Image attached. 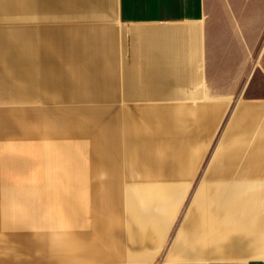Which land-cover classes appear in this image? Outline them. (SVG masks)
<instances>
[{
    "label": "crops",
    "instance_id": "crops-1",
    "mask_svg": "<svg viewBox=\"0 0 264 264\" xmlns=\"http://www.w3.org/2000/svg\"><path fill=\"white\" fill-rule=\"evenodd\" d=\"M196 175L164 262L264 264V0H0V264H149Z\"/></svg>",
    "mask_w": 264,
    "mask_h": 264
},
{
    "label": "rangeland",
    "instance_id": "rangeland-1",
    "mask_svg": "<svg viewBox=\"0 0 264 264\" xmlns=\"http://www.w3.org/2000/svg\"><path fill=\"white\" fill-rule=\"evenodd\" d=\"M86 105H88V104H86ZM90 106H95V105L92 104ZM108 108H109V105H108ZM204 122H203V124H204ZM225 126H226V124L222 123V124H219L217 129H216V133H215V135L213 137V141L211 143V155L212 156L215 155V153L218 150L219 146H221L223 144V142H224V139H225L224 138L225 137V131H224L225 130ZM201 133L202 132H200V134ZM217 145H219V146H217ZM216 146H217V148L215 149ZM196 148H198V147L196 146L195 149ZM214 149H215V151H214ZM212 152H213V154H212ZM211 155H209V156H211ZM199 156H200V152H198V154H197V157H199ZM208 160L209 159L207 157V159L202 162L203 168H206L208 164H209L208 166L211 165L210 163H211L212 160L210 159L209 163H208ZM197 162L198 161H196V164L194 162V167L195 168H199ZM226 162H227V160L224 158L223 163H226ZM188 181H189V183H188V192L186 194H182L183 198H182L181 204L178 207L177 211L175 212V215L172 217L171 222L169 223V227L167 229L168 232L166 234L164 243L160 246L161 248L158 251V253L154 256V258L150 259L147 262L149 264H166L164 262L166 254L170 250V248H171L170 246L173 243V241L175 240V238L177 236V233L179 232V228H180L185 216L187 215L186 213H187L188 209H190L191 202H193L195 196L197 195V192H196V190L198 189L197 186L204 182L203 177L200 176V175H196V177H193V178L188 177ZM205 181L207 182V180H205ZM122 242L126 246V244H127L126 237H124ZM254 257L255 258H259L260 256L259 257H257V256H249L248 257L247 256V257H245V259L254 258ZM231 258L235 259V257H231ZM142 263L143 262H138V261H134L133 260V261H124V262L117 261V262H112L110 264H142ZM198 264H205V262H203L201 260V261H199Z\"/></svg>",
    "mask_w": 264,
    "mask_h": 264
},
{
    "label": "bare ground",
    "instance_id": "bare-ground-1",
    "mask_svg": "<svg viewBox=\"0 0 264 264\" xmlns=\"http://www.w3.org/2000/svg\"><path fill=\"white\" fill-rule=\"evenodd\" d=\"M102 153L105 154V157L108 158V159L109 158L111 159L112 156H113V154H112L113 152H111V154H110L106 150L102 151ZM66 194H64V195H66ZM65 199H68L69 200V197H66ZM60 201H61V199H60ZM100 206H101L100 204L99 205L98 204H95V202H93V200H89L88 202L83 203V207L82 206H77L76 204H73V203H68L67 206H66V208H65L66 209V211H65V217H68L70 219H74V221H71V223L66 227V229H69L71 232H73V235L76 234L78 236L79 232H76L77 229L78 230L79 229H83L84 227L91 228L93 226L95 227L96 225H98V224L93 225L91 223V221H89L88 219L89 218H92L89 215H91V212L94 209H97L98 211H100V209H101V208H99ZM93 207H95V208L93 209ZM99 225H101V224H99ZM110 227H111V229H110V239H111L110 240V243H111V245L113 247H115L116 245H113L112 242L116 240L115 239L116 237L114 235V232H112V229H113L112 227L113 226L111 225ZM96 232L100 233L101 230L100 231H96ZM70 238L72 240L71 239H68L67 237L64 238V240H63L64 246L66 244H68V243H70V242L73 241V238L72 237H70ZM115 243H117V242H115ZM101 254H103V253H101ZM101 254L99 252L90 253V254L84 252V253L78 254V256H76V258H77L76 260H81V259L85 260V259H88V258H91V257H99V256H101ZM67 259H68V257H67ZM166 262L167 261H165V263ZM79 264H81V263H79ZM85 264H92V263L85 262ZM95 264H106V263L105 262H101V263H95Z\"/></svg>",
    "mask_w": 264,
    "mask_h": 264
}]
</instances>
